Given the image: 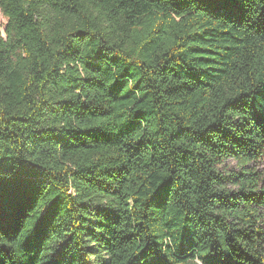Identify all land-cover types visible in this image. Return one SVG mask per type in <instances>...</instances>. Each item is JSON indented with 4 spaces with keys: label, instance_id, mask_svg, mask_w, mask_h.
I'll use <instances>...</instances> for the list:
<instances>
[{
    "label": "trees",
    "instance_id": "obj_1",
    "mask_svg": "<svg viewBox=\"0 0 264 264\" xmlns=\"http://www.w3.org/2000/svg\"><path fill=\"white\" fill-rule=\"evenodd\" d=\"M263 154L264 0H0V264H264Z\"/></svg>",
    "mask_w": 264,
    "mask_h": 264
},
{
    "label": "rangeland",
    "instance_id": "obj_2",
    "mask_svg": "<svg viewBox=\"0 0 264 264\" xmlns=\"http://www.w3.org/2000/svg\"><path fill=\"white\" fill-rule=\"evenodd\" d=\"M3 21V19H2ZM251 165L254 166V168L259 171L262 174L261 182L264 183V154L261 156L260 159H258L255 162H252ZM224 167L225 171L235 170L236 164L233 159H227L225 160L222 165ZM260 214L262 216V220L259 222L260 225L264 228V208H259Z\"/></svg>",
    "mask_w": 264,
    "mask_h": 264
}]
</instances>
